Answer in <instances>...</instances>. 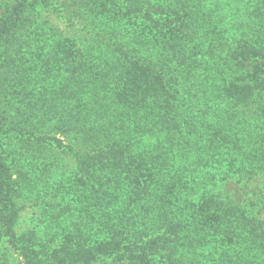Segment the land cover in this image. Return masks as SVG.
Here are the masks:
<instances>
[{
	"label": "trees",
	"instance_id": "obj_1",
	"mask_svg": "<svg viewBox=\"0 0 264 264\" xmlns=\"http://www.w3.org/2000/svg\"><path fill=\"white\" fill-rule=\"evenodd\" d=\"M104 2L0 8V264H264V219L240 194L210 191L212 176L201 192L188 176L264 173V0H117L112 42L43 36L35 48L41 9L76 32L111 18ZM54 121L76 137L68 195L43 190L46 225L17 236L37 136ZM38 174L50 180L48 166Z\"/></svg>",
	"mask_w": 264,
	"mask_h": 264
},
{
	"label": "rangeland",
	"instance_id": "obj_2",
	"mask_svg": "<svg viewBox=\"0 0 264 264\" xmlns=\"http://www.w3.org/2000/svg\"><path fill=\"white\" fill-rule=\"evenodd\" d=\"M14 1L15 0H0V8H4V5L7 6ZM103 1H105L103 5L105 4L107 9L109 8L111 11H113L111 12V18L106 17V19H104L96 27L87 28L78 24L76 26V32L71 26L70 22H68L67 19L62 16V14H59L56 11H43L46 9H41V15L40 17L38 16V19H36L37 25L32 27L36 33V36L32 42L35 45V48L37 46L42 47L41 44L47 43L43 39V36L51 37V43L53 40L56 42V39H58L57 36L61 35L63 37L62 39H65L69 38L70 35L73 34H76L77 37H80V41L82 39L91 37L93 38L92 40L97 42H112L113 40H110L109 36L110 38L117 37V34L114 33L112 29L123 30V28L117 26V17L115 14V11L117 10V0ZM229 14L230 13H228V15ZM241 14L242 9L238 10L236 17ZM243 18L244 16H240L238 19L239 22L241 19L244 21ZM42 23L44 24L41 25ZM38 24L41 26H38ZM64 44L66 48L70 46L68 41H64ZM71 58L72 56L70 53H63V55H60V52L58 57H55L56 62L59 63V69H61V71L65 72V70H69L72 72L70 67L72 62ZM113 59L116 58L113 57ZM60 62L65 63L66 65H61ZM61 71L57 72V74L61 75L56 79V86L58 88H60L63 84V79L67 78V75ZM110 73H112L113 76H116L117 70ZM63 85L65 86V83ZM65 91H67L66 87L61 88L60 91L55 89V92H57L55 95L62 97ZM40 130L42 131V134L38 135L37 139L39 136H41L43 137V140L36 141L34 138H31V140L34 139V142L36 141L37 147L40 146L38 141L41 144L40 155L37 159H35L38 162H33V173L37 174V177H33L30 180L31 183L34 182V180L36 183L33 188H31L30 185V187L25 190L26 192L22 193V198L20 199L19 205L20 214L14 227V232L17 236L29 231H36L38 233L42 232V228L46 225L47 219L42 207L44 205L42 198L40 197L43 194L41 192L46 188L54 190L60 188L62 189L60 194L66 197L68 195V193H66L68 192L66 190L67 187L61 186H68V184L72 181V175L74 173L75 162L71 156L72 153L68 151V148L70 144L73 146V143L75 142L74 140L76 138L75 135L70 133V131L64 133L56 121L44 125ZM19 135L20 134L15 132V134L12 136V147H14L15 150H19L22 145V140ZM27 163H29V159L27 160ZM45 166H48V169L50 170V180L41 181V179L38 177L40 174H38V170ZM216 173L220 174V172L215 170L203 169L201 172H196V174H191V172H188V176L191 177L192 180L197 181L200 192L204 190V188H208L205 186V184L208 183V180L211 179L212 176V180L215 182V185L209 188L210 191L212 190L214 192L216 190H225L227 194H240L241 197L245 199L244 203L248 204V206L252 208L253 214L258 218L264 219V173L259 174L252 180H238V177L232 175L227 177L224 171V175H217L218 178H214ZM249 202H257V204L252 207L249 205ZM10 252L13 256H16V251L14 252V249L10 248Z\"/></svg>",
	"mask_w": 264,
	"mask_h": 264
}]
</instances>
